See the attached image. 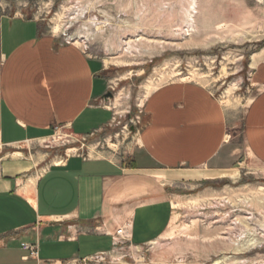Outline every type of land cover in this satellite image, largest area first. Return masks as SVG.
<instances>
[{
  "label": "crops",
  "instance_id": "0c3cea01",
  "mask_svg": "<svg viewBox=\"0 0 264 264\" xmlns=\"http://www.w3.org/2000/svg\"><path fill=\"white\" fill-rule=\"evenodd\" d=\"M110 70L43 20L0 15V264H77L112 252L123 227L148 246L169 230L177 189L236 179L245 163L264 168V65L240 136L211 90L177 81L146 97L127 157L68 148L50 161L35 150L59 131L84 139L111 125Z\"/></svg>",
  "mask_w": 264,
  "mask_h": 264
},
{
  "label": "rangeland",
  "instance_id": "374dc122",
  "mask_svg": "<svg viewBox=\"0 0 264 264\" xmlns=\"http://www.w3.org/2000/svg\"><path fill=\"white\" fill-rule=\"evenodd\" d=\"M78 1L0 0V15L38 18L48 31L59 24L62 30L67 10ZM84 2L85 21L100 12L109 24L103 29L81 25L86 30L75 25L71 32L87 36L76 45L111 68L114 97L107 102L113 122L84 139L59 131L55 143L35 150L50 153V161L68 148H82L92 157H127L137 144L147 95L182 80L211 90L240 136L245 111L257 94L253 74L264 65V0ZM239 168L236 179L177 189L167 233L115 264H264V168L253 163Z\"/></svg>",
  "mask_w": 264,
  "mask_h": 264
},
{
  "label": "built area",
  "instance_id": "2783aa9c",
  "mask_svg": "<svg viewBox=\"0 0 264 264\" xmlns=\"http://www.w3.org/2000/svg\"><path fill=\"white\" fill-rule=\"evenodd\" d=\"M86 0L78 1L74 3L73 5L70 6V8L66 12V17L64 20V23L62 25V30L60 34H56L53 30V28H50V33L53 35H57L62 38L63 42L69 45H74L77 42H83L81 39H78L79 36L83 35H78L75 32H71L72 28L74 26H81L86 23H89L88 21H85L86 18L88 17L89 14V9L88 5L84 4ZM100 18L98 15L93 16V20L98 21V25H103L102 18L103 14L98 12ZM102 23V24H101ZM82 30H86L83 26H81ZM84 43V42H83ZM86 51V50H85ZM109 100V99H108ZM107 108V107H106ZM143 113H141L142 115ZM141 120V117H138V121ZM58 132L55 134V136L52 138V143H55V138L57 137ZM69 138L72 140L76 139L72 134L68 135ZM48 143V142H47ZM46 144V143H45ZM69 149L67 150V152ZM66 152V154H67ZM2 154V150L0 149V156ZM131 230L128 227H123L119 229L115 235H112L113 242H114V249L110 253H101L97 254L96 256L83 260L77 264H106L107 261L115 264L119 263L120 260H126V258L131 257V252L133 250L139 249L140 247H135L132 245V240H131ZM154 244V243H153ZM152 244L148 245L151 246ZM145 246V247H148ZM22 248L24 251L29 253V256L27 258H37L39 255V248L37 244H28L24 243L22 244ZM142 248V247H141ZM115 255L117 257H115Z\"/></svg>",
  "mask_w": 264,
  "mask_h": 264
},
{
  "label": "bare ground",
  "instance_id": "6f19581e",
  "mask_svg": "<svg viewBox=\"0 0 264 264\" xmlns=\"http://www.w3.org/2000/svg\"><path fill=\"white\" fill-rule=\"evenodd\" d=\"M89 22V24L91 25V26H98V21H96V20H90V21H88ZM55 23H56V21H55ZM54 23V24H55ZM59 24V23H58ZM102 24V23H101ZM108 22H103V25L104 26H101V29H103L104 27H105V25H107L108 26ZM55 26V25H54ZM59 26H60V28H59ZM59 26L57 25V26H55V27H53V30H54V32L56 33V34H58V33H60V31H61V25L59 24ZM99 28V27H98ZM87 36H79L78 37V39H81V41H83V42H87L88 40H87ZM106 64L108 65V62H106ZM224 74H225V71H224ZM193 75V74H192ZM189 80H190V78H189ZM153 81V80H152ZM152 81H150V82H152ZM185 81V80H184ZM149 82V83H150ZM182 82H183V80H182ZM148 84V83H147ZM150 85H151V83H150ZM150 88H151V86H149ZM148 91V90H147ZM146 91V92H147ZM148 96V95H147ZM145 99V98H144ZM142 104H144V101H143V103ZM61 138V137H60ZM111 147H114V145H111ZM75 152H77V150L76 149H71V150H69L68 151V154L69 153H75ZM218 216V215H217ZM219 217V216H218ZM220 263V262H219ZM215 264H218V262H216Z\"/></svg>",
  "mask_w": 264,
  "mask_h": 264
},
{
  "label": "water",
  "instance_id": "95a60500",
  "mask_svg": "<svg viewBox=\"0 0 264 264\" xmlns=\"http://www.w3.org/2000/svg\"><path fill=\"white\" fill-rule=\"evenodd\" d=\"M105 98H106V99H112V98H113V94H112V93H109V94L106 95Z\"/></svg>",
  "mask_w": 264,
  "mask_h": 264
}]
</instances>
